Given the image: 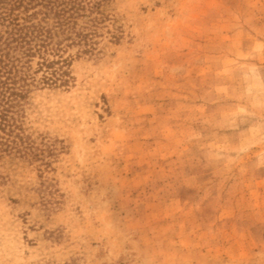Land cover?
<instances>
[{"label": "rangeland", "instance_id": "1", "mask_svg": "<svg viewBox=\"0 0 264 264\" xmlns=\"http://www.w3.org/2000/svg\"><path fill=\"white\" fill-rule=\"evenodd\" d=\"M96 3L16 108L0 264H264V0Z\"/></svg>", "mask_w": 264, "mask_h": 264}, {"label": "trees", "instance_id": "2", "mask_svg": "<svg viewBox=\"0 0 264 264\" xmlns=\"http://www.w3.org/2000/svg\"><path fill=\"white\" fill-rule=\"evenodd\" d=\"M96 6V0H0V159L24 157L16 108L31 88L67 85L71 57L65 51L84 47L88 36L78 19Z\"/></svg>", "mask_w": 264, "mask_h": 264}]
</instances>
